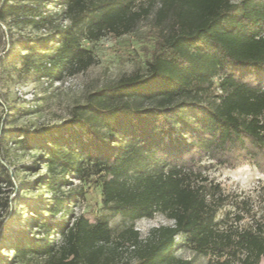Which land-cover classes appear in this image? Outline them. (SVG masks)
Wrapping results in <instances>:
<instances>
[{"label":"trees","instance_id":"16d2710c","mask_svg":"<svg viewBox=\"0 0 264 264\" xmlns=\"http://www.w3.org/2000/svg\"><path fill=\"white\" fill-rule=\"evenodd\" d=\"M149 15L144 73L90 93L61 126H0L1 147L12 141L42 153L49 176L40 187L61 191L68 178L92 181L103 207L130 224L114 239L104 219L90 223L68 213L54 221L38 212L23 228L4 229L0 247L9 244L13 254L0 264L27 255L46 264H192L181 249L209 257L206 264L264 260V217L252 228L221 229L225 196L200 172L204 160L264 166V0H4L0 24L7 31L31 26L50 34L10 41L0 57V81L83 72L95 63L83 38L133 33ZM2 184L13 185L0 160V191ZM73 197L23 205L56 216ZM156 214L170 224L141 236L133 224ZM122 248L131 259H120Z\"/></svg>","mask_w":264,"mask_h":264},{"label":"rangeland","instance_id":"374dc122","mask_svg":"<svg viewBox=\"0 0 264 264\" xmlns=\"http://www.w3.org/2000/svg\"><path fill=\"white\" fill-rule=\"evenodd\" d=\"M4 0H0V6ZM51 10L56 9L53 6ZM152 15L142 19L137 29L130 34L115 37L107 34L97 41L89 42L82 39L81 44L88 49L95 63L83 72L75 75H64L61 80L38 78L35 74H13L0 81V126L19 131L28 129L35 131L40 127H57L71 119L77 106L85 103L87 96L121 77L134 73H144L148 55L147 33L150 30ZM62 24L67 25L66 21ZM0 27V57L10 49V41L19 42L33 36H48V30L36 31L31 26ZM10 33V34H9ZM21 54H25L22 50ZM19 60L13 64L18 68ZM38 149L24 150L9 141L4 148L0 146V160L8 169L13 183L10 187L1 185L0 191V244L5 228L18 230L26 226L29 216L35 217L41 212L43 218H53L59 221L66 215L84 216L90 223L104 219L108 221L113 231L114 239L130 223L116 215L111 209L102 205L101 188L92 181H81L68 178L69 184L61 191L40 187L42 179L49 176L44 161ZM200 172L211 186L217 185L225 196V204L217 214L219 227L228 231L244 230L255 226L256 221L264 217V166L258 168L253 163L240 166L220 165L216 161L204 160L200 164ZM73 193L69 210L56 216L44 209L34 210L23 205H30L38 198L61 197ZM49 200V199H48ZM33 213H30L32 212ZM241 219L238 220L237 218ZM170 222L162 215L156 214L151 219H141L133 226L141 236L145 237L151 228L167 225ZM36 228L33 229L37 233ZM57 238V237H56ZM5 243L0 247V263L12 256ZM5 249L6 252L4 251ZM121 260L132 258L130 250H118ZM178 254L191 259L192 264H206L209 257H196L192 251L181 249ZM2 261V262H1ZM4 264V263H3ZM17 264H46L44 258L31 255L19 258ZM259 264H264L261 259Z\"/></svg>","mask_w":264,"mask_h":264}]
</instances>
